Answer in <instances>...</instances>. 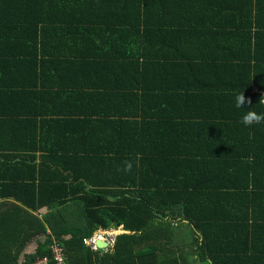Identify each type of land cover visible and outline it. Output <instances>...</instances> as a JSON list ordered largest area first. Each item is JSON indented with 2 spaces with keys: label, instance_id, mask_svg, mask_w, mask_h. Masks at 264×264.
Instances as JSON below:
<instances>
[{
  "label": "trees",
  "instance_id": "1",
  "mask_svg": "<svg viewBox=\"0 0 264 264\" xmlns=\"http://www.w3.org/2000/svg\"><path fill=\"white\" fill-rule=\"evenodd\" d=\"M135 1L0 0V264H55L51 238L68 264H264V141L241 122L261 95L219 94L264 61L243 33L264 36L263 2ZM91 24L103 42L80 38ZM120 226L106 254L83 243ZM178 227L189 253L169 248Z\"/></svg>",
  "mask_w": 264,
  "mask_h": 264
},
{
  "label": "crops",
  "instance_id": "2",
  "mask_svg": "<svg viewBox=\"0 0 264 264\" xmlns=\"http://www.w3.org/2000/svg\"><path fill=\"white\" fill-rule=\"evenodd\" d=\"M260 1L263 2V8H264V0H260ZM72 4H75V2H73ZM134 5H137V2L135 0H117V6L121 7L122 9L125 6H128L129 8H131ZM71 8H76V6L73 5L72 7L68 8V9H71ZM74 11H75V9H74ZM136 11L137 10H135L134 12H136ZM134 12H132V13H134ZM156 15H157L159 21H163L164 11H161L160 13H157ZM76 16H81V17H83L85 19V16H84V13L82 12V10H78L77 9ZM249 20L250 21H248L246 23L247 26H245V28H243V33L246 30H251L252 31V36H253V39L252 40H253V43H254L253 44V47L254 48H252V49H254V52L256 53V56L261 57V58L264 59V54H260L259 53L261 51L264 52V48L261 51L258 50V45H259L258 43L259 42H262L261 39L264 38L263 35H259L258 34L259 29L262 28L260 26V24H259L260 21H256V20H252V19H249ZM262 22L264 24V21H262ZM91 25H92V29L91 30H88V31H82V33L80 34V38L84 42L87 41L88 39H93V40L95 39L97 41L103 42V40H104L103 37L104 36H108V35H102L103 34V31L105 29V24H100L98 26H95L94 24H91ZM125 26L127 27V25H125ZM100 31H102V32H100ZM260 31H262V30H260ZM88 43H90V42L88 41ZM134 47H135V45H134ZM136 50H139V49H136ZM148 51H149L148 49H140V53H142L144 55L148 54ZM254 58H256V57H253V59ZM95 59H102V56L100 54L95 55ZM254 60L255 61H253V63L251 64V66L252 65L254 66L253 70H251L252 71L251 73H252V75L254 77H257L258 81L263 86L264 85V61H259L258 59H254ZM234 67H236V66H230L229 68H227L228 69V75H227V77L225 79L222 80L224 83L222 84V87L219 89V94L220 93H223V94L224 93H227V95H229V94L230 95L231 94L232 95H235V94L244 93L245 95H247V94L254 95V98H253V103L254 104H255V101L257 99V95L259 94V95H261V104L264 106V104L262 103V99L264 97V91L262 92L261 90H259L258 84H254L252 82V78H254V77H247L248 69H245L243 71V72H246L245 74H243L242 72L241 73L239 72L240 73L239 74L236 71L235 73H237V75H235L234 81H232V82H229L228 81V76L231 75V74H234L233 73ZM250 69H251V67H250ZM238 74L240 75V77L235 81V79L237 78ZM248 89H250V90L247 91ZM225 106L229 107V106H231V103H228ZM234 106L237 107V105H234ZM263 106L262 107L261 106L260 107H254V112H256L257 114H264V107ZM243 107H244V105L240 106L239 108L242 109ZM175 122H177V124H176V130H175V132H177V131L180 130V126L178 125L179 124V121H177V120L174 119V123ZM262 127H264V122H262L260 124V126L255 127L253 130H249L250 131L249 133L253 134V137L255 138V140H259L258 143L264 141V131H262ZM177 133L185 135V134L189 133V130L186 131V132H177ZM181 145H183V144L181 143ZM219 146L220 145L217 142H215V141H208V143L206 145V148L208 149L210 147L211 150H212V152H213L212 157H209L210 159H215L216 157L220 158V154H221L222 149ZM210 162H212V161L210 160ZM223 169L224 168H222V170L220 172H218V174H216L215 176H212V177L215 178V177L222 176L224 174V170ZM2 202L12 203L14 201L13 200H8V199H3ZM40 212H44V210H41ZM124 231H125L124 229L121 230V231H119L117 236H119V235H121L123 233H129L128 231H125V232ZM115 242H116V239H115ZM33 244L31 243V245H33ZM27 247H29V246H27ZM32 248L33 247L31 246L30 251H33ZM104 251L105 252L103 254L108 253L107 250H104ZM30 253H32V252H30ZM30 253H28V254H30Z\"/></svg>",
  "mask_w": 264,
  "mask_h": 264
},
{
  "label": "built area",
  "instance_id": "3",
  "mask_svg": "<svg viewBox=\"0 0 264 264\" xmlns=\"http://www.w3.org/2000/svg\"><path fill=\"white\" fill-rule=\"evenodd\" d=\"M262 103L264 104V97L262 99ZM102 239L103 241L113 246L115 243L116 236L110 232H103V230H99L93 237L85 238L83 240L84 244L91 247L94 251H99L97 246V241ZM51 250V254L53 255V260L55 264H68L67 257L65 254L64 247L60 244V241L52 239V243L49 246ZM33 264H51V260L48 257H42L37 259Z\"/></svg>",
  "mask_w": 264,
  "mask_h": 264
},
{
  "label": "rangeland",
  "instance_id": "4",
  "mask_svg": "<svg viewBox=\"0 0 264 264\" xmlns=\"http://www.w3.org/2000/svg\"><path fill=\"white\" fill-rule=\"evenodd\" d=\"M4 209V208H3ZM44 212H37V213H35V215L36 216H38V217H40V218H42V214H43ZM163 226H160V227H158V229H161ZM187 227V226H186ZM186 227H178L177 229H175L174 231H175V233H174V231H172L171 233H170V235H171V240H167V241H170L169 242V248H171V250H173L175 253H177L178 255H180V254H182V253H189V252H191V240L193 239L192 238V233H190L189 234V232H188V229L189 228H186ZM172 229V228H171ZM49 234H50V231H49ZM174 234H176L177 236L175 237V239H174ZM38 238L39 239H41L43 242L48 238L46 235H43L42 236V238H41V236H38ZM51 239H54V238H51ZM36 240V239H35ZM35 240H33L32 242H30L29 244H28V246L29 247H27L26 249H25V251H24V254L25 253H30V252H34L35 251V249H36V241ZM55 240H57L56 238H55ZM167 241H165V240H160V243L161 244H163V245H165L166 244V242ZM31 243L33 244V245H31ZM31 246L33 247L32 248V250L33 251H30V249H31ZM192 251H193V249H192ZM24 259H23V256L21 257V262L23 261ZM192 264H200L199 262H193Z\"/></svg>",
  "mask_w": 264,
  "mask_h": 264
},
{
  "label": "clouds",
  "instance_id": "5",
  "mask_svg": "<svg viewBox=\"0 0 264 264\" xmlns=\"http://www.w3.org/2000/svg\"><path fill=\"white\" fill-rule=\"evenodd\" d=\"M237 101H238V106H242V105H244L245 103H248V104H250L251 103V101L250 100H247L246 101V98L243 96V95H241V96H239L238 98H237ZM245 126H252V125H254V124H260V123H262V122H264V114H257L256 112H254V111H249V112H247V114L246 115H244L243 117H242V121H241ZM132 167H133V165H132V163L131 162H125V165H124V168H123V171H125V172H130L131 170H132ZM123 227L122 226H120V227H113V228H111V229H109V230H103V229H98L95 233H94V235L99 231V230H103V232H110V233H113L114 231H121V230H123L122 229ZM113 231V232H112ZM118 232L117 233H113L115 236H117L118 235ZM93 235V236H94ZM92 236V237H93ZM91 238V237H90ZM105 242V241H104ZM107 243V242H106ZM112 246H110V244L107 246V247H105V248H101V249H98L99 251H101L102 253H104L105 251L104 250H108L109 248H111ZM99 251H97V252H99Z\"/></svg>",
  "mask_w": 264,
  "mask_h": 264
},
{
  "label": "water",
  "instance_id": "6",
  "mask_svg": "<svg viewBox=\"0 0 264 264\" xmlns=\"http://www.w3.org/2000/svg\"><path fill=\"white\" fill-rule=\"evenodd\" d=\"M113 232V231H112ZM118 231H114L113 233H117ZM125 232V231H124ZM102 242V244L100 243V242ZM109 244L108 243H106V242H104L103 240H101V239H99L98 241H97V246H98V248L99 249H101V248H105V247H107Z\"/></svg>",
  "mask_w": 264,
  "mask_h": 264
},
{
  "label": "bare ground",
  "instance_id": "7",
  "mask_svg": "<svg viewBox=\"0 0 264 264\" xmlns=\"http://www.w3.org/2000/svg\"><path fill=\"white\" fill-rule=\"evenodd\" d=\"M102 240V239H101ZM100 242V241H99ZM102 244V242H100Z\"/></svg>",
  "mask_w": 264,
  "mask_h": 264
}]
</instances>
